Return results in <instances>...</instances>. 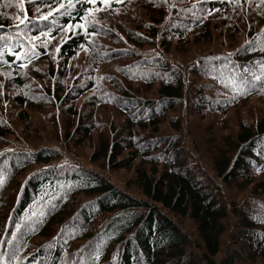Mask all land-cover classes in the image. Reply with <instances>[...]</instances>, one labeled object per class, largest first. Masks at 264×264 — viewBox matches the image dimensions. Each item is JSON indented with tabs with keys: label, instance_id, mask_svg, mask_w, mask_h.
<instances>
[{
	"label": "trees",
	"instance_id": "obj_1",
	"mask_svg": "<svg viewBox=\"0 0 264 264\" xmlns=\"http://www.w3.org/2000/svg\"><path fill=\"white\" fill-rule=\"evenodd\" d=\"M0 179V264H264V0H0Z\"/></svg>",
	"mask_w": 264,
	"mask_h": 264
},
{
	"label": "snow or ice",
	"instance_id": "obj_2",
	"mask_svg": "<svg viewBox=\"0 0 264 264\" xmlns=\"http://www.w3.org/2000/svg\"><path fill=\"white\" fill-rule=\"evenodd\" d=\"M85 2L91 6H97V0H85ZM111 0H100V5H108L110 4ZM117 3L120 2V0H116ZM68 3H69V7L72 6V0H68ZM94 9L92 7L88 8V9H85V13L87 14L88 12H91L93 11ZM65 11H67V9H65ZM51 13H49L50 15ZM76 27L78 28H81L82 30L85 29V26L83 25V23L81 22H78L76 24ZM15 55H19V53H15ZM23 66V65H22ZM3 181L2 179H0V185H2Z\"/></svg>",
	"mask_w": 264,
	"mask_h": 264
},
{
	"label": "rangeland",
	"instance_id": "obj_3",
	"mask_svg": "<svg viewBox=\"0 0 264 264\" xmlns=\"http://www.w3.org/2000/svg\"><path fill=\"white\" fill-rule=\"evenodd\" d=\"M107 117H108V115H107ZM103 120V119H102ZM210 126H212V122L210 123ZM197 126H195L194 128H196ZM206 130V129H205ZM204 130V131H205ZM204 131H202V133L204 132ZM202 133H200V136L202 135ZM33 146H35L34 144H32ZM90 153V152H89ZM89 153L86 155V157L85 158H83V159H81V158H78L77 157V161H74V160H71L70 161V163H73V164H77V165H83V166H87L88 168H95V167H93L92 165H90L89 163V160H88V158H87V156L89 155ZM128 174V173H127ZM111 178V177H110ZM112 179V178H111Z\"/></svg>",
	"mask_w": 264,
	"mask_h": 264
}]
</instances>
